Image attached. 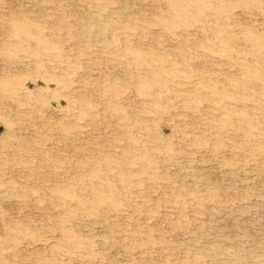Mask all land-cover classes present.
I'll return each mask as SVG.
<instances>
[{"label": "rangeland", "instance_id": "obj_1", "mask_svg": "<svg viewBox=\"0 0 264 264\" xmlns=\"http://www.w3.org/2000/svg\"><path fill=\"white\" fill-rule=\"evenodd\" d=\"M0 264H264V0H0Z\"/></svg>", "mask_w": 264, "mask_h": 264}, {"label": "bare ground", "instance_id": "obj_2", "mask_svg": "<svg viewBox=\"0 0 264 264\" xmlns=\"http://www.w3.org/2000/svg\"><path fill=\"white\" fill-rule=\"evenodd\" d=\"M107 19V18H106ZM113 19V18H112ZM110 21V20H109ZM92 22V21H91ZM106 22H108V20L106 21ZM103 23H104V21H103ZM104 27H106V29L108 28V29H110L111 30V32L114 34V35H116V36H121L122 34H120V31H119V28L118 27H116L115 25H113V24H111L110 22H108V23H105V26ZM104 30V29H103ZM121 30V29H120ZM103 33V32H102ZM122 33V32H121ZM123 36V35H122ZM102 37V36H101ZM103 40V39H102ZM124 50V49H123Z\"/></svg>", "mask_w": 264, "mask_h": 264}]
</instances>
